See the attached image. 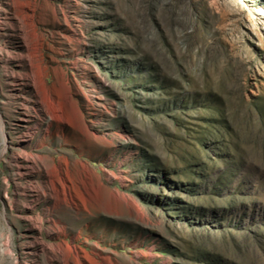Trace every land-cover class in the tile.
Instances as JSON below:
<instances>
[{"label":"rangeland","instance_id":"rangeland-1","mask_svg":"<svg viewBox=\"0 0 264 264\" xmlns=\"http://www.w3.org/2000/svg\"><path fill=\"white\" fill-rule=\"evenodd\" d=\"M35 3L83 123L26 122L0 0V264H264V0Z\"/></svg>","mask_w":264,"mask_h":264},{"label":"bare ground","instance_id":"bare-ground-1","mask_svg":"<svg viewBox=\"0 0 264 264\" xmlns=\"http://www.w3.org/2000/svg\"><path fill=\"white\" fill-rule=\"evenodd\" d=\"M36 4L37 3H35V0H11L12 11L14 12L13 15L14 20L12 23H8V25L6 26H8L11 30H14L17 33L18 37L22 40L21 50L14 55L15 56L14 58H16L17 60V66L20 70L12 72L11 82L12 85L15 88H18L19 91L22 92L24 90L26 91L28 90V93H30V97L32 100L29 101L33 103V111L35 113V116H31L27 114L24 115V117L28 118L26 122H31L30 119L32 118L35 126L37 127L44 126V124H46V128L44 129V133H45L44 137L48 138L51 135L58 136V130L60 126L67 124L68 122L67 119L69 115L73 117V120L76 123L78 122L83 123L82 122L83 117L81 115V111L76 107V102H74L73 91L72 88L69 87L67 84L65 74L62 73V75L59 76L57 74V71L54 69L56 76V83L50 86L48 85V81H47L50 75H48L47 71L43 69L38 62H35L37 61L36 58H38L40 51L39 48L40 39L41 37H43L35 28L37 24V22L35 21L36 17L38 19V22L43 21L42 11L39 14H37V11L38 10L40 11L42 9L41 5L38 4L36 5ZM15 21L16 23H14ZM21 21H22V25L21 26L17 25V23ZM0 26H3L2 22H0ZM23 28L27 29L30 32L29 40H27L28 38L25 39L24 37H22ZM1 52L2 49H0V53ZM35 128L36 127L28 128L27 135L25 136L28 140L34 139L36 135V131H34ZM82 131L88 134L86 132L87 131L86 126L82 127ZM0 135L2 139L1 140L2 144L7 145L8 137L5 130V125L1 112H0ZM27 158H28L27 161H29V163H31L32 165V166H27L28 175H34V176L37 175L41 177L44 174L45 177L50 178V172L45 166L37 165L35 158L31 155L27 156ZM44 165L47 164L45 163ZM51 165H53V163H51L50 166ZM81 165L86 166V164L84 163H82ZM58 171L60 173L63 172L61 170V167H59ZM50 186L52 188L55 187V185L53 184L49 185L48 187Z\"/></svg>","mask_w":264,"mask_h":264}]
</instances>
